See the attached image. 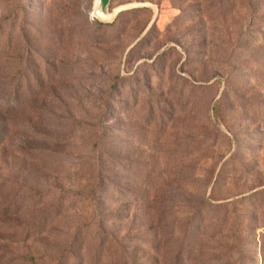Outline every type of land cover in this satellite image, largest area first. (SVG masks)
Instances as JSON below:
<instances>
[{"label":"rangeland","instance_id":"obj_1","mask_svg":"<svg viewBox=\"0 0 264 264\" xmlns=\"http://www.w3.org/2000/svg\"><path fill=\"white\" fill-rule=\"evenodd\" d=\"M93 3L0 0V264H264V0Z\"/></svg>","mask_w":264,"mask_h":264},{"label":"water","instance_id":"obj_2","mask_svg":"<svg viewBox=\"0 0 264 264\" xmlns=\"http://www.w3.org/2000/svg\"><path fill=\"white\" fill-rule=\"evenodd\" d=\"M111 2L112 0H94L93 15L96 20L101 22H108L112 20L116 14L121 12L120 10H118L115 11L114 14H107ZM103 17H108V19Z\"/></svg>","mask_w":264,"mask_h":264}]
</instances>
